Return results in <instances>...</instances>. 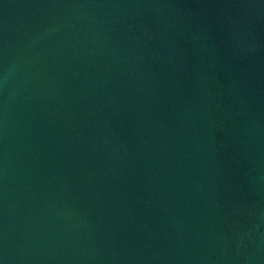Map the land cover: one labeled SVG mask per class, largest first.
<instances>
[{"label":"water","instance_id":"obj_1","mask_svg":"<svg viewBox=\"0 0 264 264\" xmlns=\"http://www.w3.org/2000/svg\"><path fill=\"white\" fill-rule=\"evenodd\" d=\"M0 264H264V0H0Z\"/></svg>","mask_w":264,"mask_h":264}]
</instances>
